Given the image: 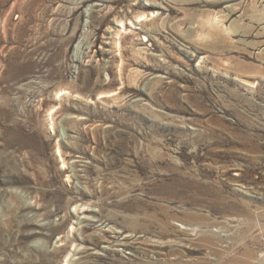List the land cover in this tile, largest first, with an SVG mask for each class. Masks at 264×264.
<instances>
[{
	"label": "rangeland",
	"instance_id": "374dc122",
	"mask_svg": "<svg viewBox=\"0 0 264 264\" xmlns=\"http://www.w3.org/2000/svg\"><path fill=\"white\" fill-rule=\"evenodd\" d=\"M0 264H264V0H0Z\"/></svg>",
	"mask_w": 264,
	"mask_h": 264
},
{
	"label": "bare ground",
	"instance_id": "6f19581e",
	"mask_svg": "<svg viewBox=\"0 0 264 264\" xmlns=\"http://www.w3.org/2000/svg\"><path fill=\"white\" fill-rule=\"evenodd\" d=\"M137 14H138V13H137ZM137 14H136V17H139L140 15H145L146 12L140 13V14H138V15H137ZM118 22H122V23H124V17L118 19ZM118 31H119V32H118V34H119L121 31H120L119 29H118ZM118 34H117V35H118Z\"/></svg>",
	"mask_w": 264,
	"mask_h": 264
}]
</instances>
